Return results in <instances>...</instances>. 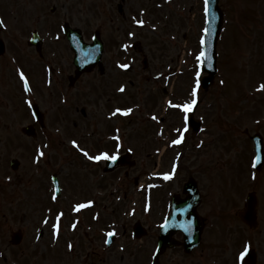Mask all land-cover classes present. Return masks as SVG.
<instances>
[{"label": "rangeland", "instance_id": "374dc122", "mask_svg": "<svg viewBox=\"0 0 264 264\" xmlns=\"http://www.w3.org/2000/svg\"><path fill=\"white\" fill-rule=\"evenodd\" d=\"M51 1V3H50ZM182 1V0H180ZM36 4L33 5V8L40 12L41 6L47 8L49 3L52 4L57 2V0H36ZM87 4L85 1H80ZM4 4V3H3ZM92 4L93 9L88 5ZM87 4V12L91 20V25H100V32L104 35L110 32L113 28L110 24V16H107L111 7L109 8L106 0H93ZM121 5L123 8V14H119L120 21L115 22L114 30H117V25L127 24V14L129 10L136 5L137 11L140 7H147L145 0H114L113 5ZM189 8L193 11L189 14V17H186V20H181L179 23L180 29L175 34H172V44L164 39L163 34L165 32L171 33V31H176L174 28L175 23L172 22V27L170 28L165 24V30L159 33H151L147 30L140 29L138 31L134 30L132 27V22L128 23L127 31L138 32L139 48L137 54L141 49V52L137 55L138 65L133 66L134 71L126 75L127 78L131 80L129 87L127 86V94L131 97L124 99L121 97H116L114 100L112 97L115 96L110 92V97L113 99L114 104H121L122 101L127 100L126 104L134 106L135 103H139L142 106L141 111H135L132 113L131 117H126L121 121L123 127L130 128L131 141L124 139L125 147H131L136 152V159L139 164L132 169H119L116 173L103 174L102 171H99V166L94 165L93 161L85 160L83 157L79 159L70 160L69 164H63L61 168V182L63 186V199H62V211L64 215L63 227H68L70 215V209L73 203L83 202L88 199H92V196H97L98 190V199L97 205L94 209L82 214H77L78 220L81 219L80 223L82 224L79 227L77 237H74V242L78 245L75 246L74 262L81 260L80 257H85L86 255L90 256V252L93 257L99 256V258L93 262V264H100L99 259L103 257L102 246L96 242V239L102 238L100 229L106 226L103 229H109L110 231L114 227L116 231L120 234V238H123L125 234V239H130L132 246L128 245L125 253L123 251L112 250L108 252L104 257L106 264L109 261L112 264H119L122 262V257L125 256L124 262L127 264H149V248H150V239L144 237L143 239L133 240L130 237V231L126 230L131 224V220L126 222L128 227L125 230L119 229L120 224L116 221L122 218H126V212H129L130 208L133 207L131 200H144L143 193L137 192L136 182L141 181V173L145 172L148 166H144L145 158L147 161V154L151 149L149 145L145 142L146 139L152 136L153 124L154 122L150 121L148 123L145 120L147 115V110L153 107V112L157 113L159 117L164 116V120L171 121L173 123L175 120L167 118L168 114H165V98L162 96L161 86H156L154 92V98L152 99L149 88L151 86L146 85L144 82L146 79H143L142 75L146 69L154 70L156 68L165 69L164 74L171 73L177 68V66H155L161 65L168 57L174 61V63L184 55L183 46L185 42H189V50L197 51L196 36L199 35L200 27L202 25V18L199 15V6L196 2L189 1ZM221 5L223 7L224 13L226 15L225 21V32L223 38L221 39L219 45V65L221 70L219 71V76L215 83L210 86L207 90H199V113L205 112L204 117L206 118L207 128H211L209 131L201 135V138L205 139L206 144L202 149L196 152L189 153L187 158L193 159L194 162L190 165L191 169L190 174H187L183 170V175L189 177L192 170L194 169L197 160H200L202 165H204L205 171L197 174L194 172V175L198 176L201 179V185L203 188H208L210 185H216V198L217 201L221 198V187H226V184H230V191L233 192L235 187H237L243 194H247L254 189V181L251 180L250 175L245 167L247 161L251 159L252 156V142L250 136L253 134H262L264 138V95L256 93L254 88L258 85V82L255 85V79L262 78L259 83H264V0H221ZM29 11V10H28ZM105 11H107L105 13ZM105 13V14H103ZM116 14L117 12L110 11V14ZM47 16H49L47 14ZM74 18L79 16L78 10H75L72 15ZM155 19H159V15L155 14ZM48 17L45 18L44 23H46ZM73 22V21H72ZM74 23V22H73ZM200 23V26H199ZM119 33L115 35L122 34L123 29L119 26ZM113 30V31H114ZM107 31V33H105ZM162 33V34H161ZM124 41H130L128 37L125 36ZM135 41L134 38H131V43ZM47 43L51 45L56 50L54 56H48L52 62L67 63L68 66H71L73 54L69 50L68 43L64 38L59 40L47 39ZM108 54L104 57L105 67V77H101L98 73V70H95L93 74L85 78V83L78 85L81 89L76 95L75 89L77 85L72 87L69 91H63L55 98L57 100L55 113L57 118H53V110L47 114L46 120H48V126L55 124L56 128H59L61 136H59V146L55 144V148H62V142L70 143V135L73 139H78V142L83 148H86L90 151L91 154L98 153L101 150H110L114 149V143L109 141L108 146L104 147L101 150H97L99 147V140L87 139L86 142L81 140L82 135H77L79 133L80 125H88V123L95 122L100 126V136H106L107 132L112 130L108 127L109 123L104 122L102 119H97L95 121V116L90 118V110L88 108V103L93 100L101 99L103 105H105L106 95L96 90V86L102 87V85L119 86L123 78L113 79L114 67L110 65V58ZM33 60L28 62L21 60V66H18V62L14 63V71L16 73V67L20 69L27 70L30 73L31 78L38 82L40 79L39 72L43 66H37L41 64L44 60L40 59V56H33ZM129 64L131 63L128 62ZM146 63L148 66H140V64ZM63 64V66H64ZM35 65V66H33ZM108 65V66H107ZM132 67V66H131ZM146 67V68H144ZM167 67V68H166ZM184 68V67H183ZM140 69V70H138ZM195 74V73H194ZM193 71L186 72L180 77L181 80L175 83V88L178 93L183 94L186 91L190 94L194 77ZM7 79V86L9 90L0 89V191H1V200H5L6 191L8 190L7 178L12 174L11 159L17 158L20 161V168L18 169L17 174L21 176H27L25 179L26 186L33 185L37 187L38 183L36 179H30L28 175H38L37 165L33 164L32 152L37 148V145L43 141L47 135H49L54 129L46 132L45 134H39L35 138H28L24 136L21 132L23 126L31 124L32 119L26 114V107L22 104V98L16 97L17 86H19L18 79L15 77L16 74L8 72L5 74ZM180 76V75H178ZM43 73L41 72V78ZM225 80V84L221 85L220 80ZM175 80V79H173ZM113 83H112V82ZM126 82V81H125ZM142 85V86H141ZM45 90H53V87H43ZM145 88H147L148 94L145 96ZM74 89V90H73ZM72 91V92H71ZM18 96V95H17ZM59 97V103H58ZM61 97H65L67 103L61 101ZM186 97H189L186 95ZM158 99H163L162 101L156 102ZM168 99H174L173 95H168ZM38 100V99H37ZM117 100L119 103H117ZM39 101V100H38ZM7 102V103H6ZM129 102V103H128ZM40 103V101H39ZM63 105H68L62 107ZM78 106V109H76ZM45 109H49L50 106L47 103H43ZM21 108L22 113H17ZM145 108V110H144ZM86 112V118H81V112ZM176 116V115H173ZM148 118V117H147ZM208 119V122H207ZM100 120V121H98ZM98 121V122H97ZM147 121V122H146ZM176 124V122H174ZM34 125V124H33ZM173 125V124H171ZM38 130V127L34 125ZM67 130L68 136L62 134V128L64 127ZM75 126H78L75 128ZM98 128V126H96ZM103 134V135H102ZM189 138L188 145L192 147L195 141V134ZM77 135V136H76ZM76 137V138H75ZM91 142V143H90ZM251 143V145H250ZM250 145V146H249ZM224 147V153L227 152L226 156H219L220 147ZM153 148H155L153 146ZM175 151H169L165 153V156L162 157V166L161 171L168 165L165 163L166 159H172L175 155ZM223 153V154H224ZM249 154V155H248ZM63 157L62 155H59ZM156 158V156H155ZM159 157L157 158V160ZM218 159H222L227 164V170H221ZM242 160V163H240ZM217 163V169L221 170L222 173L216 172L215 175L217 178L213 179L211 176L208 177V168H212ZM244 165V166H243ZM45 170V168H43ZM152 169V168H151ZM16 172V171H15ZM126 172H129L127 175ZM149 173V171L147 172ZM193 174V173H192ZM264 175V172L261 174ZM88 184L86 185V181ZM234 181V182H233ZM46 181L45 188H41L39 195L34 197V200L37 202H44L48 198ZM97 186V188H95ZM129 190L130 194H127L125 197L126 191ZM178 186L175 183H170L166 188H157L156 191V200L154 199L153 203L158 208L159 202L166 203L171 201V196L176 192ZM213 191V189L211 190ZM92 192V194H91ZM236 194L240 193L236 192ZM102 195V196H101ZM144 195H147V192H144ZM129 197V199H127ZM262 203H264V193L260 195ZM101 199V200H100ZM127 199V200H126ZM100 201L103 205L100 204ZM120 206H119V205ZM212 201L207 194L205 196L204 206L211 205ZM104 207V208H103ZM55 211V209H53ZM98 211L102 213V220L100 226L96 228L97 222L92 221L91 213ZM262 211L264 212V204ZM56 213V212H55ZM89 214V215H88ZM88 215V216H86ZM11 216L10 209L8 208L5 201L0 203V225L6 222ZM21 216V214L19 215ZM18 216V217H19ZM32 219H35L31 217ZM53 218V216H52ZM17 223L22 226L23 224L29 222L25 217L16 220ZM52 222V220H51ZM93 222V225L90 223ZM117 223V228L114 226V223ZM125 222V221H124ZM11 223V222H10ZM259 228L256 231H250L240 222L235 221L231 225H226L222 221L220 232L223 234L228 228V233L226 239L222 240L221 245L215 244L210 246L209 243H205L201 250H196L194 255H198V260L201 259L202 255L212 254L217 258L221 264H236V255L239 251L242 250L244 243H247L246 240L251 241V246L253 250L259 251L258 257L260 258L259 264H264V221L262 218L259 219ZM4 232L0 235V238H7L9 234L7 233L10 229L8 223L4 226ZM3 231V230H1ZM10 233V232H9ZM87 233V234H86ZM33 234L26 235L27 243L30 240V237ZM214 239L217 240V234H214ZM242 242L241 247H238V250L234 247L235 244ZM140 247V248H139ZM204 251V252H202ZM256 253V254H257ZM170 255H173L174 258L179 257L177 263L171 262V258L167 257L166 254L163 256L162 264H185L186 258L180 260L181 255L183 254L181 249H176L175 251H170ZM134 257H131V256ZM213 258L212 260H215ZM202 260L201 264H205V257ZM77 263V262H76ZM86 264V263H83Z\"/></svg>", "mask_w": 264, "mask_h": 264}, {"label": "snow or ice", "instance_id": "6c2138e0", "mask_svg": "<svg viewBox=\"0 0 264 264\" xmlns=\"http://www.w3.org/2000/svg\"><path fill=\"white\" fill-rule=\"evenodd\" d=\"M209 0H204V12L205 14H207L209 12ZM133 20L135 22L136 25H139L141 27H143L147 21L144 19H137L135 17H133ZM0 27H4L6 28L7 25L5 23V19L3 16H0ZM150 27L152 29L156 28L155 24L150 25ZM211 29L210 27H204L202 29L203 35L201 36V39L199 41L200 45L202 46L199 54L196 56V61L197 64L199 65V69L196 71L195 73V77H194V81H193V85L191 88V92H190V96L187 100L180 102V103H174L172 100H168L167 104L169 107L174 108V109H178L180 110L183 114H184V126L182 128L178 127L175 129L177 135L176 139H173L171 141L172 145H179L181 143H183L185 141V133L188 132V125H187V121H188V114L192 113L196 107L197 104L199 102V90H200V86H201V80H200V76H201V70L203 69V67L205 66L208 58V54L206 51V45H207V35L210 33ZM130 36H134L135 33L134 32H130L129 33ZM32 39H36V36H33ZM122 47L127 50L130 45L125 43L122 45ZM118 68L123 69V70H128L131 65L129 63H119ZM211 66V65H209ZM49 71H51V69H49ZM18 75L21 79V81L23 82V86L25 91L27 92H31L32 88L30 86V82H29V77L26 75L25 71L23 69H18ZM49 84H51V80L48 81ZM226 82L225 80L221 79L220 80V84L224 85ZM125 86L121 85L118 88V91L120 93L125 92ZM259 90H264V83L260 84L259 86ZM27 103L29 104V106H31L32 101L28 100ZM134 111L133 107H116L114 110H112L109 113L110 117H116L118 115H123L125 117L129 116L130 114H132ZM33 116H35V113H33ZM152 120H159V117H157L156 115H152L151 116ZM116 132L119 133V129H116ZM114 140H116L118 143L116 144V151L114 152H109L107 150H103V151H99L96 154H90L87 150H85L84 148H82L80 146V144L74 139L71 141V143L90 161L93 162H100L102 160L105 161H116L119 157V148L122 146V144L120 143L121 141V136L120 135H116L114 137H112ZM203 144V142H201V145ZM44 147H47V145H45ZM132 149H129V151H131ZM46 153L42 150L39 149L38 150V154L35 157V163L39 164L41 158L45 157ZM259 158H257L258 160ZM253 166L255 167V161L253 162ZM176 168L177 166L174 165L172 170L170 172L167 173H163V179L164 180H171L173 179V177L176 175ZM9 180H11V177H8ZM253 179H255V174H253ZM57 192H60L59 188H56L54 190L53 195L51 196L52 200H56L58 197L56 195ZM95 203V201L93 200H87V201H83V202H77L74 204L73 206V211L75 212H80L83 209L89 208L91 207L93 204ZM190 207V206H189ZM146 210H148V208H146ZM49 211H51V209H49ZM135 210H132V214H134ZM65 213L63 211H60L58 214L55 215L54 217V221L51 225L52 227V233H53V239L54 240H58L60 238L61 235V231H62V218L64 217ZM95 218H99V214H96ZM45 224H48L49 221L48 219H45L43 221ZM79 223V220L73 222L71 224V228L73 230H75L77 228V224ZM166 221H165V225H161V227H165L166 226ZM186 231L189 230V228L186 227L185 229ZM116 235V230L113 227L111 231H108L106 233V236L108 237V239H106L105 243L107 244H111L112 240L111 237ZM69 250L73 249V244L72 243H68L67 245ZM251 244L250 242H247L243 245L242 250L239 252L238 257H237V264H244V259L245 257L249 254V250H250Z\"/></svg>", "mask_w": 264, "mask_h": 264}, {"label": "water", "instance_id": "95a60500", "mask_svg": "<svg viewBox=\"0 0 264 264\" xmlns=\"http://www.w3.org/2000/svg\"><path fill=\"white\" fill-rule=\"evenodd\" d=\"M217 11V12H216ZM220 15L219 13V10L217 8V0H210V5H209V27L211 29L210 33L208 34V37H209V42H208V46L210 44V47H211V53H212V56L215 57V54H214V48H215V45H216V41H217V35L219 34L220 32V27H221V22H220V17L218 16V14ZM77 44L78 46L80 47V51H81V58H85L87 55H90V56H96L97 59H100V53L97 54V51L95 52V46L93 47H90L89 49V54H87L85 52L86 48L82 46V42L81 40H77ZM74 46V45H73ZM80 59H77V61L80 63ZM76 61V63H77Z\"/></svg>", "mask_w": 264, "mask_h": 264}, {"label": "flooded vegetation", "instance_id": "af4514ba", "mask_svg": "<svg viewBox=\"0 0 264 264\" xmlns=\"http://www.w3.org/2000/svg\"><path fill=\"white\" fill-rule=\"evenodd\" d=\"M84 28H86V27H84Z\"/></svg>", "mask_w": 264, "mask_h": 264}]
</instances>
